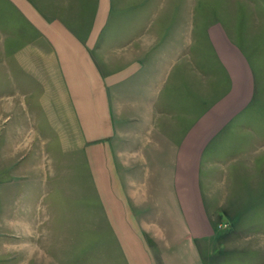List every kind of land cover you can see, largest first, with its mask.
I'll return each instance as SVG.
<instances>
[{"label": "crops", "instance_id": "obj_1", "mask_svg": "<svg viewBox=\"0 0 264 264\" xmlns=\"http://www.w3.org/2000/svg\"><path fill=\"white\" fill-rule=\"evenodd\" d=\"M12 1L42 20V48L28 42L21 57L34 54L54 66L44 78L56 81V91L44 95L75 97V128H83V111H90V135L84 140L80 132L79 141L86 144L91 175L107 192L109 213L121 224L117 234L135 240L127 224H137V237L146 240L137 250L144 264H155L154 255L166 257L161 264H203L199 245L212 236L206 162L249 120L253 128L264 127L257 116L264 101V16L253 11L264 12V0H250L249 15L248 0H236L234 22L219 4L210 10L184 0L147 25L127 10L116 24L109 2L82 27L60 17L47 21L31 0ZM134 160L138 165L128 167ZM135 184L139 196L157 199L150 211L157 217L146 223L134 221V202L126 196ZM151 231L168 243L153 247ZM125 245V253L136 254Z\"/></svg>", "mask_w": 264, "mask_h": 264}, {"label": "rangeland", "instance_id": "obj_2", "mask_svg": "<svg viewBox=\"0 0 264 264\" xmlns=\"http://www.w3.org/2000/svg\"><path fill=\"white\" fill-rule=\"evenodd\" d=\"M31 1L47 21L60 17L66 24L81 27L90 25V14L98 7L99 14L108 10L109 2L116 24H122L127 10L136 16L137 23L146 25L161 9L182 7L184 3ZM13 2L0 0V264H144L137 250L146 240L137 237V224H127L129 231L134 229L135 240L132 235L125 240L117 234L121 224L109 213L112 209L107 192L91 175L84 142L90 135V111H83V128H75V97L44 95L45 91H56V81L44 78L53 73L54 66L34 54L21 57L28 42L42 48L39 40L43 23L21 4L17 11ZM236 2L196 0L210 10L221 5L232 22L240 9ZM247 6L249 15L250 0ZM256 10L258 19L264 16L263 10L253 8ZM250 23L248 20V27ZM262 38L260 32L259 43ZM262 102L263 110L257 116L264 123ZM98 116L101 120V113ZM250 124L249 120L242 134L237 131L228 138L230 142L218 145L214 158L206 162L209 175L204 178L210 189L204 194L212 236L199 245L203 264H264V127ZM80 132L83 143L79 141ZM126 164L132 167L138 161ZM138 186H128L126 196L134 202V221L146 223L157 217L150 211L158 203L154 195L139 196ZM156 232L149 234L153 247L163 248L168 239ZM124 242L132 244L136 254L129 249L125 253ZM165 258L154 255L152 260L161 264Z\"/></svg>", "mask_w": 264, "mask_h": 264}]
</instances>
